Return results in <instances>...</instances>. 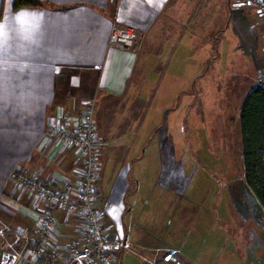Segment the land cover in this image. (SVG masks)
<instances>
[{
	"label": "crops",
	"instance_id": "crops-1",
	"mask_svg": "<svg viewBox=\"0 0 264 264\" xmlns=\"http://www.w3.org/2000/svg\"><path fill=\"white\" fill-rule=\"evenodd\" d=\"M36 1L44 6L14 10L13 0H0V227L10 228L0 240V249L19 248V232L29 228L32 235L39 213L46 206L43 198L10 178L12 170L20 168L39 174L44 179L59 182V189L69 196L75 193L81 178V154L49 139L46 127L63 113L80 114L91 96L96 99V149L100 168L111 165L109 175L112 176L105 186L100 175L95 205L109 230L123 233L126 243L129 240L133 244L131 232L134 226L128 223L127 227L123 222L122 227L120 221L132 208L130 205L128 209L126 203L128 192L135 196L141 187L139 180L134 184L127 182L131 169L125 160L141 157L139 148L134 147L136 141L130 140L129 127H135L131 123L137 119L139 109L151 100L147 97L148 91L154 87L148 80H155L160 73L162 78L186 80L188 90L183 94H198L195 83L191 85L190 81L210 77L208 70L216 64L215 56L211 58V54L215 55V45L211 41L217 33L216 6L211 7V0ZM226 4L228 6V0ZM232 8L238 12L239 22L248 25L252 48V54L247 55L242 67L246 77L242 84L243 95L239 97L237 90L228 87V104L235 93L238 95L236 109L239 116L244 97L257 85L256 76L253 75L252 81L250 73L264 72V50L261 53L257 50L260 42L264 43V27L255 10ZM114 25L131 32L133 47L118 49L109 45ZM201 51L207 53L203 61ZM174 57V71H169V66L163 69L161 64ZM205 63L207 70L203 67ZM116 128L125 130V143L120 146L125 152L116 146V142L123 139L124 131L118 130L119 139L116 140ZM243 185L244 189L233 186L237 189L233 193L237 194L235 191L240 189L254 197L244 177ZM201 187L198 184L191 191L199 201L206 190ZM145 203L148 206V201ZM222 216L215 211V216L207 215V218L213 222L216 219L228 222L227 213ZM55 217L48 248L77 239L81 225L78 214L56 210ZM229 221L236 227L243 224L239 219ZM241 227L243 229V225ZM143 232L155 231L152 226H144ZM140 243L136 247L145 251L148 259L165 264H185L179 259L177 250H167L150 241ZM221 251L228 254L227 250ZM253 252L255 255L250 264H264L263 244ZM17 264L39 263L25 253Z\"/></svg>",
	"mask_w": 264,
	"mask_h": 264
},
{
	"label": "rangeland",
	"instance_id": "rangeland-1",
	"mask_svg": "<svg viewBox=\"0 0 264 264\" xmlns=\"http://www.w3.org/2000/svg\"><path fill=\"white\" fill-rule=\"evenodd\" d=\"M214 6L217 9V33L211 41L215 45V55L211 54V58L215 56L216 64L208 70L210 77L191 80L190 84L195 83L198 90V94L191 95L182 93L188 90L189 84L184 79L162 78L160 73L155 80H148L154 87L148 91L147 97L151 100L139 109L137 119L131 123L135 127H129L130 140L136 141L134 147L139 148L141 157L124 159L131 169L127 182L134 184L139 180L141 187L135 196L128 192L126 203L128 209L130 205L132 208L129 215L120 219L122 227L123 222L127 227L128 223L134 226L131 232L133 244L129 240L126 243L123 233L120 235L116 229L110 231L128 247L119 251L112 264H145L143 258L147 254L136 247L145 241L163 245L167 250H177L179 259L185 264H250L255 255L253 250L259 244L264 247V211L250 193L245 194L240 189L235 191L237 194L233 193L237 190L233 186L244 189V185L236 109L238 95L235 93L228 104V87L237 90L239 97L243 95L242 84L246 77L242 67L247 55L252 54V48L248 38L250 29L239 22L238 12L232 7L246 6L235 0H228V6L226 0H211V7ZM262 36L264 39V32ZM260 43L257 50L261 53L264 43ZM205 55L207 53L201 51V61ZM175 57L164 61L162 68L169 66V71H174ZM257 73H250V79ZM90 100L94 101L96 112L95 96L88 97L86 102ZM120 129L123 128L114 129L117 137ZM125 136L124 140L116 139L118 149L125 143ZM96 157L105 185L112 177L109 175L111 165L100 168L98 149ZM198 184L201 189H206L200 201L191 192ZM215 211L221 216L227 213L228 222L208 219L207 215L215 216ZM231 218L242 220L243 224L236 227L229 221ZM80 220L82 223L81 216ZM144 226H152L155 232L144 233Z\"/></svg>",
	"mask_w": 264,
	"mask_h": 264
},
{
	"label": "built area",
	"instance_id": "built-area-1",
	"mask_svg": "<svg viewBox=\"0 0 264 264\" xmlns=\"http://www.w3.org/2000/svg\"><path fill=\"white\" fill-rule=\"evenodd\" d=\"M235 1L254 9L264 24V0ZM108 43L112 47L126 49L133 47V37L128 29L114 25ZM256 80L257 84H264V72H258ZM94 114L95 103L90 100L85 103L80 114L73 116L63 113L46 127L49 139L57 140L63 147L77 150L81 154V178L73 196L59 189V183L54 180H45L39 174L20 168L12 170L11 179L43 198L46 206L39 213L38 224L32 235L29 228H23L19 232V248L0 249V264H17L25 253L33 256L39 264H112L119 251L128 248L121 238L110 232L95 205L100 169L96 157L97 130ZM56 210L78 214L82 223L77 231V239L48 248L56 221ZM6 230L10 231V228L0 229V240L4 239ZM143 260L145 264H164L147 258Z\"/></svg>",
	"mask_w": 264,
	"mask_h": 264
},
{
	"label": "trees",
	"instance_id": "trees-1",
	"mask_svg": "<svg viewBox=\"0 0 264 264\" xmlns=\"http://www.w3.org/2000/svg\"><path fill=\"white\" fill-rule=\"evenodd\" d=\"M36 0H13V9L43 7ZM243 177L264 210V84L258 83L244 97L239 109Z\"/></svg>",
	"mask_w": 264,
	"mask_h": 264
}]
</instances>
